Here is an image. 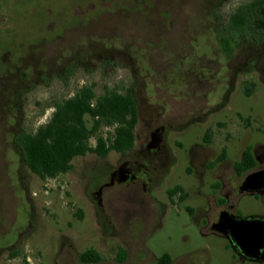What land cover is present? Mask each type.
<instances>
[{
    "label": "rangeland",
    "instance_id": "374dc122",
    "mask_svg": "<svg viewBox=\"0 0 264 264\" xmlns=\"http://www.w3.org/2000/svg\"><path fill=\"white\" fill-rule=\"evenodd\" d=\"M33 1L8 0L23 11L25 27L34 18ZM244 1L104 0L103 11L59 35L40 34L45 14L38 7L37 32L21 35L49 40L32 45L16 62L6 53L0 79V264H108L122 241L131 246L121 264H140L139 239L153 261L164 254L192 255L193 264L232 261L228 240L210 233L195 209L206 207L203 194L213 192L214 180L208 175L202 185L188 169L190 150L204 144L207 129L209 146L216 152L226 148L230 161L223 172L231 178L243 149L264 143V57H255L250 42L228 56L217 34L221 18ZM52 5L58 10L61 0ZM258 25L264 27V21ZM91 84L99 95L106 88L134 90L138 145L144 144L149 128L173 124L164 137L169 164L151 180V200L141 187L118 183L100 199L97 183L105 178L106 161L118 158L114 150L105 159L78 156L69 172L52 178L43 179L25 165L18 136L36 131L50 119L56 102ZM86 119L90 125L91 117ZM112 131L110 126L101 129L105 135ZM90 142L95 144V138ZM175 186L189 196L171 198ZM237 209L240 217L264 215V200L243 194ZM134 211L158 215L142 230L143 216L128 215ZM90 248L102 261L80 259Z\"/></svg>",
    "mask_w": 264,
    "mask_h": 264
},
{
    "label": "flooded vegetation",
    "instance_id": "af4514ba",
    "mask_svg": "<svg viewBox=\"0 0 264 264\" xmlns=\"http://www.w3.org/2000/svg\"><path fill=\"white\" fill-rule=\"evenodd\" d=\"M44 1V2H43ZM248 1V0H247ZM37 2L41 3V5ZM53 0H34L33 7L30 9L32 15V20L29 21L28 31L25 29L23 20H25L23 11L15 9L18 4H9L8 0H0V79L5 75V59L4 55L9 53L13 55L15 62L21 59L22 53L26 50H30L32 45H36L41 40H49L47 37H42L40 41L35 40L29 35L22 36L21 34H34L37 32L40 25V18L38 17V7L40 10L44 11L45 19L42 21V24L45 26V31L40 34H65L69 28L74 26L77 23L85 22V20L92 14L99 13L103 11L102 6L104 0H61V6L58 10H55L52 6ZM245 2V1H244ZM17 3V2H16ZM20 3V2H19ZM71 6V10L69 9ZM93 6V9L89 8ZM81 14H76L78 10H81ZM264 9V8H263ZM262 9V15H263ZM70 10V11H69ZM8 14H7V13ZM230 14V13H229ZM228 14V15H229ZM223 17V20L228 18ZM90 18V17H89ZM264 21V15L262 19L255 18L253 20L254 29H261L262 34H264V27L259 26L258 22ZM247 34H257V32L248 31L246 29L242 30L240 35L237 36V49L244 46L247 42H250L252 45V50L255 57L260 55L264 57V50L262 48V42L260 45L257 44L252 39H247ZM54 36H52L53 38ZM243 39L240 42V39ZM225 54V53H224ZM19 63V62H18ZM101 64L102 62L99 61ZM104 64H107L105 62ZM122 64V63H121ZM132 89V88H130ZM134 92V90L132 89ZM19 93V97H21ZM137 99V98H136ZM138 102V100H137ZM170 122H165L158 124L149 128L147 134L148 137L145 140L144 144H137L139 138L138 134L135 132V142L131 148H128L123 151H117V159L114 163L110 160L106 161L107 168L103 170L105 178L100 179L97 183V193L102 199L103 192L107 188L115 184H122L127 187L132 188H142L147 197L149 198L148 188L151 180L158 176L157 172L160 168H164L169 164V153L165 144V132L168 126H172ZM208 129L204 134V144L198 143L192 147L190 150V160L191 165L189 166V172L194 174L200 184H205V180L209 175L214 181L211 184L213 192L204 193L203 196L206 199V207L198 206L196 212L202 218L206 219L208 224V231L216 235L226 238L232 247L233 256L232 261L229 264H264V243L259 247V253L257 256H251L245 253L239 247H234L231 243V240L228 238L227 234L217 230L214 225L219 221L222 213L234 214L237 217L239 212L237 209V203L240 196L243 194L255 195L258 199L264 200V186L257 187L255 190H246L243 189V182L245 177L253 172L264 169V143H258L252 148V153L255 159V165L245 173H239L235 167L234 177H230L225 172L223 168L226 163H229L228 154L226 151V156L220 158L223 150L226 148L221 147L220 151L216 152L213 148L209 146L210 142L206 141L205 135ZM207 142V143H206ZM246 149V148H245ZM241 152V156L244 150ZM113 151V150H112ZM108 156V155H107ZM105 156L104 159L107 157ZM100 158L102 156H99ZM169 196L174 198L177 194V197L182 199V192H169ZM184 199L189 196L187 191L183 192ZM150 199V198H149ZM151 200V199H150ZM157 204L155 201H153ZM99 206H102L101 201L98 202ZM136 207L137 205L134 204ZM159 207V205L157 204ZM139 207V206H137ZM142 210V208L140 207ZM128 215H140L143 216L145 223L140 227L142 230L146 226V222L149 218L157 216L158 212L151 211L146 213L145 211H134ZM264 221V215H250ZM130 244L128 242L122 241L118 245L119 249H122L126 252V257L124 259H119L115 256V259L110 260L108 264H121L123 263L129 255ZM138 262L140 264H155L156 261L151 260L149 254L141 246V239L136 243ZM102 261V257L101 260ZM162 264H193L192 255L184 256L181 258H170V260H165Z\"/></svg>",
    "mask_w": 264,
    "mask_h": 264
},
{
    "label": "trees",
    "instance_id": "16d2710c",
    "mask_svg": "<svg viewBox=\"0 0 264 264\" xmlns=\"http://www.w3.org/2000/svg\"><path fill=\"white\" fill-rule=\"evenodd\" d=\"M264 0H248L236 6L226 20L221 18L217 26L218 40L222 51L231 56L237 49V36L241 31L257 32L247 34L258 45L263 41L261 29H254L253 20L262 19ZM250 95V90L247 89ZM90 116L92 123H87L86 116ZM139 122V107L132 89L125 91L108 89L97 94L94 85H84L72 96L55 103L50 119L39 126L36 131L22 132L17 143L21 149L25 165L39 177L46 179L69 172L73 168V161L78 156L96 154L105 157L112 150L123 151L131 148L135 142V129ZM103 126H110L113 131L105 135L101 133ZM211 130L205 135L211 141ZM95 138V144L90 142ZM226 156L223 150L220 158ZM255 165L252 148L247 147L240 160L235 162L239 173H245ZM171 192H182L180 186H175ZM16 253V252H15ZM119 259L126 257V252H117ZM169 254L159 257L155 264H162L170 260ZM85 263L101 260L100 254L90 248L80 254Z\"/></svg>",
    "mask_w": 264,
    "mask_h": 264
},
{
    "label": "water",
    "instance_id": "95a60500",
    "mask_svg": "<svg viewBox=\"0 0 264 264\" xmlns=\"http://www.w3.org/2000/svg\"><path fill=\"white\" fill-rule=\"evenodd\" d=\"M260 186H264V169L249 173L242 187L255 190ZM214 227L227 234L234 247H239L251 256H257L259 247L264 243V221L253 216L237 217L225 212Z\"/></svg>",
    "mask_w": 264,
    "mask_h": 264
}]
</instances>
